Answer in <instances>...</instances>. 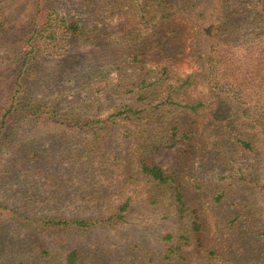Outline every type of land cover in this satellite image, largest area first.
<instances>
[{
	"label": "rangeland",
	"instance_id": "rangeland-1",
	"mask_svg": "<svg viewBox=\"0 0 264 264\" xmlns=\"http://www.w3.org/2000/svg\"><path fill=\"white\" fill-rule=\"evenodd\" d=\"M124 105L145 112L102 140L51 118ZM125 203L110 225H43ZM74 249L79 264H264V0H0V264Z\"/></svg>",
	"mask_w": 264,
	"mask_h": 264
},
{
	"label": "trees",
	"instance_id": "trees-1",
	"mask_svg": "<svg viewBox=\"0 0 264 264\" xmlns=\"http://www.w3.org/2000/svg\"><path fill=\"white\" fill-rule=\"evenodd\" d=\"M165 16L166 15H161V17H165ZM63 20L66 21L65 26L67 28L66 29L67 31H70L74 34H80L81 31L83 30L82 29L83 23H81L80 21L68 19L65 17L63 18ZM211 29H212L211 27H206V29H204L205 35L210 36ZM146 82H147V79L145 80L143 79L139 83H137V86L147 88ZM14 109L15 108L12 105L10 112L15 113V114H12V116L18 114V112H16V110ZM10 112L7 111L4 117L9 116ZM144 112L145 110L143 109L133 108L130 105H124L106 120H100V119H95V118L84 119V118H77V117H67L64 115H59L58 112L56 111L53 113V115H51V118H54L56 121L62 124H66L70 126V128L74 131L91 135L92 137L90 138V141H93V140H97V138H100V140L105 138V136L103 137L100 134V132L109 130V126L105 127L104 124L112 123L113 122L111 121L112 118L124 117V118L132 119L134 117L140 116ZM23 117L25 118V120L30 119L31 114L23 115ZM7 122L8 121H4L1 127ZM175 136L176 134H173V137ZM242 144L245 146H249V144L246 142H242ZM142 169L145 173H147L154 180H157L160 183H166L171 179V177L166 175L164 171L158 166L143 164ZM176 200H177V207L179 209L180 214L182 213L184 214L188 209L185 207L182 195L180 193H176ZM128 205L129 203H125L122 206H120V208H118L112 214H109L106 216H100L96 218H76V217L67 218V217H62V216L48 217L43 221V225L46 226L47 229L73 228V229H80V230H88V229H92L94 227H98L101 225H110L111 223H114V221H116L117 219L123 220L125 218L123 215V212L124 210L127 209ZM189 220L191 221L190 226H192L194 230H199L200 228V225L198 223L199 219L197 217L191 216ZM190 226L188 225V228ZM179 246L180 245L173 247L171 251H174V250L176 251L177 249H179ZM80 260H81L80 254L78 250L76 249L69 252L66 256V264H79Z\"/></svg>",
	"mask_w": 264,
	"mask_h": 264
}]
</instances>
